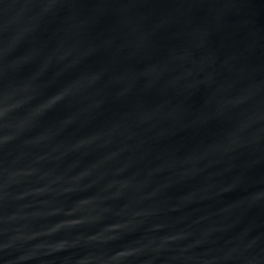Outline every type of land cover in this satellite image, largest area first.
Returning <instances> with one entry per match:
<instances>
[{"label":"water","instance_id":"obj_1","mask_svg":"<svg viewBox=\"0 0 264 264\" xmlns=\"http://www.w3.org/2000/svg\"><path fill=\"white\" fill-rule=\"evenodd\" d=\"M0 264H264V0H0Z\"/></svg>","mask_w":264,"mask_h":264}]
</instances>
